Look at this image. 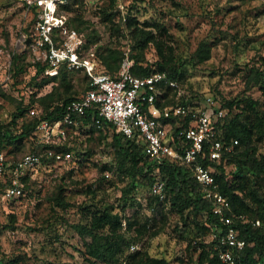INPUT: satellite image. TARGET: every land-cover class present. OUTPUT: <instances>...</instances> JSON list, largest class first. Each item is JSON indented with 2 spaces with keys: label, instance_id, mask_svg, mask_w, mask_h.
Instances as JSON below:
<instances>
[{
  "label": "rangeland",
  "instance_id": "1",
  "mask_svg": "<svg viewBox=\"0 0 264 264\" xmlns=\"http://www.w3.org/2000/svg\"><path fill=\"white\" fill-rule=\"evenodd\" d=\"M124 3L123 12L114 3L112 21L104 20L108 0H76L64 12L67 27L83 34L84 53L94 55L98 70L107 71L100 55L109 50L112 55L119 52L121 61L126 54L130 59L134 52L133 31L125 27L129 15L139 28L152 31L164 49L171 48L181 73L179 100L227 112L225 102L246 95L264 108L260 91L245 89L249 69L264 68V0ZM30 17L23 0H0V125L8 124L9 128L13 127L10 120L16 107L27 105L25 117L33 118L30 110L41 114V102H56L66 95L77 97L88 80L82 71H68L64 79L59 73L55 80L47 82L49 75L35 72V64L42 63L40 55L22 40L31 25ZM201 42L210 50L208 57L199 60L194 52ZM135 53H140L143 66L157 69L153 43ZM168 95L176 101L175 93ZM15 124L17 133L21 119ZM112 136L113 131H96L90 125L70 128L62 148L71 151L72 159L42 164L28 173L23 196L0 208V264H103L84 254L74 228L89 221L86 208H112L122 218V228L125 218L135 211L143 217L153 215L160 225V218L148 208L151 199L145 190L124 192L128 180L122 179L114 166ZM9 149L10 146L2 148L8 158H19L30 152L31 143L23 140L17 150L8 152ZM230 169L226 167L227 172ZM57 196L63 200V208L55 203ZM181 219L178 213H169L165 227L155 237L137 238L138 247L143 246L151 257L163 258L169 264H180L179 259L188 264L186 246L197 234L194 227L187 226L179 235L174 228ZM123 234L126 238L134 236L132 231Z\"/></svg>",
  "mask_w": 264,
  "mask_h": 264
},
{
  "label": "trees",
  "instance_id": "2",
  "mask_svg": "<svg viewBox=\"0 0 264 264\" xmlns=\"http://www.w3.org/2000/svg\"><path fill=\"white\" fill-rule=\"evenodd\" d=\"M75 1L70 0V3L63 6L62 9L68 11L70 4H74ZM108 2L109 5L104 10V13L106 12L104 20L112 21L114 0H108ZM107 10L109 11L107 12ZM31 11L30 16L34 12V7ZM30 21L33 22V20ZM138 26L139 24L133 17L126 16L125 27L133 31L131 36L135 45L132 47L134 52L130 54L132 60L131 73L142 77L153 71H160L166 73L169 79L175 80L179 84L181 73L171 48L164 49L163 43L154 36L152 31L141 29ZM77 32H79L78 29ZM149 43H153L156 49L158 59L155 65L157 69H152L151 66L147 65L143 66L140 53H135ZM208 50L210 47L205 42H201L194 54L200 56L199 60H202L208 57ZM100 59L101 64L111 74L118 71L121 61L119 52L112 55L109 50L106 55H100ZM35 67V72L42 74L45 63L38 62ZM67 72L65 69H60L57 76L60 73L64 79ZM249 73L245 80V89L256 88L264 98V68L252 67L249 69ZM55 79L56 75L50 76L47 82ZM168 94L169 91L165 90L162 95L164 102H158L159 106L174 103V99L169 98ZM38 98L40 99V97ZM73 98L75 96L66 95L56 102H41L39 105L42 112L39 119L53 121L59 118L62 106ZM179 102L194 105L181 99ZM26 107L27 105L16 107L10 120L12 128H9L8 124L6 126L0 125L1 151L7 146H10L8 152H12L13 149L17 150L23 140L31 143L30 152L41 153L42 150L53 147L51 145H36L32 138V131L38 119L25 117ZM223 107H227L228 111L223 118L218 119L216 127L226 143L237 140L234 152H224L219 163L209 162L207 159L201 160V163L204 165L211 164L215 167V182L218 184V190L227 197L231 210L235 213L245 214L249 219L259 222L258 225H252L250 222H235L238 237L245 242L244 249L237 253L239 260L244 264H264V108L259 106V101L246 95H242L235 101L225 102ZM231 109H234L235 112L232 113ZM18 119H21V124L17 133H14L15 123ZM84 123L96 131H113L114 166L119 176L128 180L124 192L142 189L148 194L149 188L154 182L152 174L154 163L144 154L143 144L136 143L132 139H125L116 133L109 124H103L101 128H97L91 121L90 113L85 116ZM4 154L7 155L5 152ZM6 158L7 161L19 159L14 157L10 159L8 156ZM42 162L54 163L53 158H45L44 156ZM227 166H231L228 172L226 171ZM157 175L164 183L165 198L160 201L148 194L151 199L148 202V208L152 214L155 215L156 213V216L160 218L158 221L160 225L157 226L153 215L143 217L135 211L125 218L124 228H122V218L117 213H113L112 208L107 206L98 210L86 208L89 221L74 226L81 240L84 254L91 259L101 261L103 264H119L121 262L124 264H169L163 258L151 257L143 246L133 252L130 251V247L138 243V237H155L165 227L169 213H178L182 219L175 225L174 229L177 233L181 235L189 226L194 227L193 229L197 234L195 238L188 240L186 246L190 256L188 264H222L217 255L216 240L210 239V236L220 234L224 226L212 214V202L205 197L201 186L192 178L190 168L179 163L164 162L159 166ZM22 181L24 190L27 176ZM55 203L62 208L64 207V202L59 196L55 198ZM184 212L186 213L184 214ZM11 217L13 219V216ZM129 231H132L134 236L126 238L123 233ZM179 262L182 264L183 260L179 259Z\"/></svg>",
  "mask_w": 264,
  "mask_h": 264
},
{
  "label": "built area",
  "instance_id": "3",
  "mask_svg": "<svg viewBox=\"0 0 264 264\" xmlns=\"http://www.w3.org/2000/svg\"><path fill=\"white\" fill-rule=\"evenodd\" d=\"M23 2L27 13L31 14L33 7L34 12L30 18L33 22L22 40L45 63L43 74L54 76L60 69L82 71L88 80L83 92L62 106L59 118L53 121L39 119L40 114L30 110V114L38 119L32 131L36 145L53 147L41 153L28 152L14 161H7L0 150V208L23 195L22 179L35 167L47 164L42 162L43 156L53 158L54 163L72 159L71 151L62 149L63 140L68 129L87 125L84 118L90 113L97 128L109 124L125 139L143 144L144 154L154 163V182L148 194L158 200L165 198L164 183L157 175L159 166L173 162L190 168L192 178L212 202V214L224 226L220 234L210 236L216 240L218 259L222 264H244L237 253L244 249L245 242L238 237L235 222L252 225L259 222L231 210L227 197L218 190L215 182V167L201 163L204 159L219 163L224 152H234L237 140L226 143L216 127L218 119L226 115L224 109L179 102L177 81L160 71L142 77L133 75L130 71L132 60L127 54L114 74L98 70L99 63L94 55L84 53L83 34L67 27V15L62 7L70 0ZM114 3L123 12L124 0H114ZM165 90L175 93L176 101L159 106L158 102H164ZM137 249V244L130 247L131 252Z\"/></svg>",
  "mask_w": 264,
  "mask_h": 264
},
{
  "label": "crops",
  "instance_id": "4",
  "mask_svg": "<svg viewBox=\"0 0 264 264\" xmlns=\"http://www.w3.org/2000/svg\"><path fill=\"white\" fill-rule=\"evenodd\" d=\"M55 76V75H54Z\"/></svg>",
  "mask_w": 264,
  "mask_h": 264
}]
</instances>
